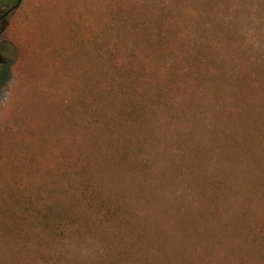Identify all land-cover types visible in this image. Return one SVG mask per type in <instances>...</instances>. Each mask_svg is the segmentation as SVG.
<instances>
[{
	"label": "rangeland",
	"instance_id": "rangeland-1",
	"mask_svg": "<svg viewBox=\"0 0 264 264\" xmlns=\"http://www.w3.org/2000/svg\"><path fill=\"white\" fill-rule=\"evenodd\" d=\"M202 1L212 4L206 24L198 30L190 15L180 24L187 26L188 39L221 49L230 75L216 76L214 86L205 83L195 97L187 93V84L168 97L164 89L154 90L161 100L144 102L137 133L148 142L141 153L150 165L108 184L121 189L137 223L146 226L152 242L146 257L152 264H264V0H197L198 9ZM19 2L11 15L0 19V50L8 61L17 59L0 91V178L10 183L6 159L21 158V151L41 154L38 136L27 138L29 132L45 126L55 133L64 123L62 112L73 114L76 100L84 97L79 89L87 82L99 83L108 54L95 60L74 55L87 50V42L79 48V37L88 34L81 31L96 29L103 46L107 29L117 28L127 4L164 2L182 9L175 0ZM219 21L231 34V44L217 27ZM69 27L72 36L67 40ZM9 43L18 46L16 55ZM137 96L128 100L131 108L141 106ZM68 100L72 102L65 107ZM91 119V112L77 116V130L88 124V134L94 129L103 136V124L90 126ZM70 121L60 130L72 131ZM21 242L0 234V264H20L26 253L33 262L31 250H20ZM77 253V261L88 264L103 260L109 250L90 238L75 248Z\"/></svg>",
	"mask_w": 264,
	"mask_h": 264
},
{
	"label": "trees",
	"instance_id": "trees-1",
	"mask_svg": "<svg viewBox=\"0 0 264 264\" xmlns=\"http://www.w3.org/2000/svg\"><path fill=\"white\" fill-rule=\"evenodd\" d=\"M19 1L4 0L0 19L11 15ZM177 3L182 9L164 2L155 4L158 7H150L149 3L127 4L117 28L107 29L108 39L103 46L96 29L88 26L89 30H82L88 34L79 37V48L83 49L87 42V50H77L74 55L78 53L80 60H95L106 53L108 61L100 70L99 83L87 82L79 89L84 97L76 100L73 114L62 112L66 116L64 123L71 120L72 131L60 130L64 123L58 124L59 129L52 134L45 126L30 131L27 138L38 136L39 157L21 151V158L5 160L11 174L5 178L11 183L0 178V234L11 242L23 241L20 250H31L34 263L35 259H42L46 264H83L77 261L75 248L91 238L109 253L103 260L96 258L88 264H152L146 257V249L152 246L146 226L137 223L138 215L121 198V189L108 183L121 174L146 171L150 165L147 155L146 160L141 153L148 142L137 133L144 102L151 105L161 100L154 97V90L164 89L168 97L187 84V93L195 97L205 83L214 86L216 76L230 75L226 74L221 49L210 42L188 39L184 33L187 26L180 24L190 15L196 28L201 29L208 21L212 4L202 1L198 9L197 0H175ZM216 25L231 44L232 36L224 30V22ZM66 31L67 40L71 39V28ZM8 47L16 55L18 46L9 43ZM103 49L106 51H100ZM6 54L0 50V91L8 83L17 60L14 57L8 61ZM240 71L243 74V69ZM103 78L105 81L101 82ZM136 96L143 102L131 108L128 100ZM118 99L122 100L119 106ZM67 102L65 107L72 100ZM84 112L92 113L90 126L103 124L107 131L103 136L94 129L88 134V124L82 132L77 130V116ZM67 146L68 151H64ZM40 188L43 194L39 195L36 191L40 192ZM44 245L47 248L42 249ZM22 260L20 264H30L28 253Z\"/></svg>",
	"mask_w": 264,
	"mask_h": 264
},
{
	"label": "flooded vegetation",
	"instance_id": "flooded-vegetation-1",
	"mask_svg": "<svg viewBox=\"0 0 264 264\" xmlns=\"http://www.w3.org/2000/svg\"><path fill=\"white\" fill-rule=\"evenodd\" d=\"M2 18V17H1Z\"/></svg>",
	"mask_w": 264,
	"mask_h": 264
}]
</instances>
